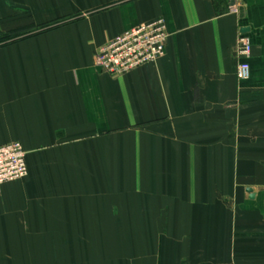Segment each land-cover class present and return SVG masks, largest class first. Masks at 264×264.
I'll list each match as a JSON object with an SVG mask.
<instances>
[{
  "label": "crops",
  "instance_id": "0c3cea01",
  "mask_svg": "<svg viewBox=\"0 0 264 264\" xmlns=\"http://www.w3.org/2000/svg\"><path fill=\"white\" fill-rule=\"evenodd\" d=\"M233 1L0 0V33L78 15L0 46V145L27 166L0 185V264H264V0ZM159 18L161 58L95 65Z\"/></svg>",
  "mask_w": 264,
  "mask_h": 264
},
{
  "label": "built area",
  "instance_id": "2783aa9c",
  "mask_svg": "<svg viewBox=\"0 0 264 264\" xmlns=\"http://www.w3.org/2000/svg\"><path fill=\"white\" fill-rule=\"evenodd\" d=\"M229 10L236 12L234 5ZM168 31L163 19L137 24L109 39L98 48L95 65L110 76H121L142 65L153 63L164 55ZM250 39L238 34L233 57L234 75L238 80L249 76ZM27 176L26 152L18 142L0 145V185Z\"/></svg>",
  "mask_w": 264,
  "mask_h": 264
},
{
  "label": "trees",
  "instance_id": "16d2710c",
  "mask_svg": "<svg viewBox=\"0 0 264 264\" xmlns=\"http://www.w3.org/2000/svg\"><path fill=\"white\" fill-rule=\"evenodd\" d=\"M77 18H78V15L63 17L61 19H56L49 23H44V24H40L37 26L33 25L29 27H24V28H20L14 31H9L7 33H0V46H5L7 44H11V43H14L19 40H23L28 37H33L38 34L47 32L63 24L72 22Z\"/></svg>",
  "mask_w": 264,
  "mask_h": 264
},
{
  "label": "water",
  "instance_id": "95a60500",
  "mask_svg": "<svg viewBox=\"0 0 264 264\" xmlns=\"http://www.w3.org/2000/svg\"><path fill=\"white\" fill-rule=\"evenodd\" d=\"M233 2H234L233 0H229V5L232 6L234 4ZM246 32H247L246 28L240 29V33L245 34ZM246 192L248 193L249 198H253L254 195L250 188H247Z\"/></svg>",
  "mask_w": 264,
  "mask_h": 264
}]
</instances>
